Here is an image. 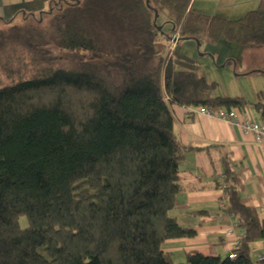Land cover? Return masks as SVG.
I'll list each match as a JSON object with an SVG mask.
<instances>
[{
    "label": "trees",
    "instance_id": "16d2710c",
    "mask_svg": "<svg viewBox=\"0 0 264 264\" xmlns=\"http://www.w3.org/2000/svg\"><path fill=\"white\" fill-rule=\"evenodd\" d=\"M192 4L77 0L44 29L0 31V264H173L163 243L194 236L171 216L184 189L185 148L170 106L228 110L248 102L213 96L217 82L199 73L181 43L264 48V0L235 19L197 13ZM164 10L175 13L169 31L179 37L162 54ZM22 53L37 72L22 75ZM56 53L70 66L53 62ZM255 108L264 120V103ZM223 184L222 211L242 232L237 256L188 254L181 264H264L251 257L264 217L241 202L234 184Z\"/></svg>",
    "mask_w": 264,
    "mask_h": 264
},
{
    "label": "crops",
    "instance_id": "0c3cea01",
    "mask_svg": "<svg viewBox=\"0 0 264 264\" xmlns=\"http://www.w3.org/2000/svg\"><path fill=\"white\" fill-rule=\"evenodd\" d=\"M260 1L193 0L191 9L235 19L255 9ZM258 71L261 69L250 68L247 75ZM246 101L243 109L238 108L240 114L264 122L255 108V103L264 102ZM170 108L174 137L185 148L178 173L184 189L175 196L171 216L179 227L191 229L195 234L166 240L162 250L170 255L173 264L184 263L188 254L225 259L236 250L238 245L234 244H239L242 232L234 218L222 211L226 202L223 182L234 184L241 202L264 217V136L245 133L217 118L192 114L190 107L173 104ZM251 246L253 261L264 257V239L254 241Z\"/></svg>",
    "mask_w": 264,
    "mask_h": 264
},
{
    "label": "rangeland",
    "instance_id": "374dc122",
    "mask_svg": "<svg viewBox=\"0 0 264 264\" xmlns=\"http://www.w3.org/2000/svg\"><path fill=\"white\" fill-rule=\"evenodd\" d=\"M74 1L77 0H0V31L23 24L32 27L41 26L40 28L44 29L48 24V19L56 11ZM174 20L175 13L168 10H164L157 20L158 27H161L168 36H163L158 40L162 54L166 50L171 52L175 44L171 38L176 35L179 37L177 30L175 33L169 31ZM181 45L188 56L195 57L199 61V73L209 82H217L218 86L212 92L213 96L236 98L242 95L253 103L264 102V73H262L264 71V48L244 49L234 43L221 41L216 43L203 41L199 46L195 41L192 44L181 43ZM21 56H24L23 76L32 75L40 69L33 62L32 56L25 53ZM3 60L5 57L0 58L1 62ZM53 62L60 63L62 67L70 66L69 56H60L59 53H56ZM250 68H260L262 72L247 75ZM19 225L21 228L27 227L26 217L19 218Z\"/></svg>",
    "mask_w": 264,
    "mask_h": 264
},
{
    "label": "built area",
    "instance_id": "2783aa9c",
    "mask_svg": "<svg viewBox=\"0 0 264 264\" xmlns=\"http://www.w3.org/2000/svg\"><path fill=\"white\" fill-rule=\"evenodd\" d=\"M189 110L192 114H201L211 118H217L219 120L232 123L235 126L241 128L245 133H253L257 137L264 136V122H256L246 117H243L240 114L238 108H232L227 110V109H216L206 105H199L196 107H190ZM228 234H231V230L228 231ZM234 245L237 246L238 243L236 242ZM236 250L232 251L229 254L228 257L230 259H233L237 256Z\"/></svg>",
    "mask_w": 264,
    "mask_h": 264
},
{
    "label": "water",
    "instance_id": "95a60500",
    "mask_svg": "<svg viewBox=\"0 0 264 264\" xmlns=\"http://www.w3.org/2000/svg\"><path fill=\"white\" fill-rule=\"evenodd\" d=\"M154 12H155V13H154V20H156V18H157V12H156V10H155ZM154 25L157 26L155 22H154ZM157 30H161V27H158V26H157ZM196 43H197V42H196ZM197 46H198V45H197ZM258 72H262V71H258ZM262 73H264V71H263Z\"/></svg>",
    "mask_w": 264,
    "mask_h": 264
}]
</instances>
